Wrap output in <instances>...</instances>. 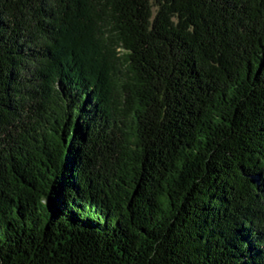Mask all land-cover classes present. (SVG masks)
I'll use <instances>...</instances> for the list:
<instances>
[{
  "label": "trees",
  "instance_id": "16d2710c",
  "mask_svg": "<svg viewBox=\"0 0 264 264\" xmlns=\"http://www.w3.org/2000/svg\"><path fill=\"white\" fill-rule=\"evenodd\" d=\"M0 264H264V0H0Z\"/></svg>",
  "mask_w": 264,
  "mask_h": 264
}]
</instances>
